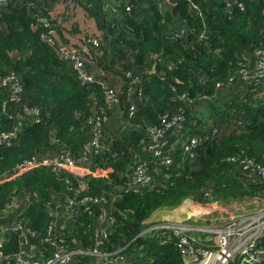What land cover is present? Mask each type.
Segmentation results:
<instances>
[{"label": "trees", "instance_id": "16d2710c", "mask_svg": "<svg viewBox=\"0 0 264 264\" xmlns=\"http://www.w3.org/2000/svg\"><path fill=\"white\" fill-rule=\"evenodd\" d=\"M75 1L94 18L102 38L101 54L85 67L97 81L118 92L123 111L119 117L127 124L120 123L113 134L105 135V149L84 167L91 192L108 191L104 207L117 225L107 247L122 250L125 264H185L175 238L148 230L156 212L193 203L241 200L264 190L257 173L243 171L232 160L238 155L264 160V98L255 91L256 83L242 82L237 74L244 56L264 47V0H240L244 10L233 0ZM62 2L8 0L0 12V80L16 71L25 87V102L41 114L39 119H26L11 146L0 145V174L5 173L0 181V213L22 188L34 193L35 201L20 216L36 233L30 238L33 244L47 235L52 191L60 193L66 185L43 161L22 177L7 170L33 155L48 158L67 148L82 150L90 134L88 119L105 105L103 87L81 81L68 60L41 38L46 29L42 20L50 21L49 12ZM71 31L80 32V22ZM127 71L139 81L132 83ZM240 86L236 92L234 88ZM182 93L190 95L192 103L180 100ZM5 96L0 91V120L5 129H12L14 120L1 111ZM131 102L137 104V113L129 119ZM180 107L186 114L182 131L203 138L195 154L183 153L179 143L174 164L162 169V177H169L163 185L138 192L113 189L126 183L135 162L151 159L141 151L143 124L159 123L161 115ZM9 108L23 115L19 104ZM5 219L0 218V230ZM90 222L82 214L74 224V232L86 246L90 242L85 225ZM259 245L264 246V236ZM18 249L17 234H9L5 252Z\"/></svg>", "mask_w": 264, "mask_h": 264}, {"label": "built area", "instance_id": "2783aa9c", "mask_svg": "<svg viewBox=\"0 0 264 264\" xmlns=\"http://www.w3.org/2000/svg\"><path fill=\"white\" fill-rule=\"evenodd\" d=\"M7 2L8 0H0V12ZM233 3L244 10L242 1L233 0ZM49 13L51 20H42L46 29L41 33V38L55 47L61 58L68 60L81 81L98 82L103 87L105 105L88 119L90 134L82 150L74 152L67 148L63 153L48 158L33 155L7 170L15 177H22L25 171L31 170L40 161L46 163L48 171L66 185V190H61L60 193L52 191L58 194L66 216L59 217L49 204L48 212L52 219L47 228V235L44 240L33 244L30 238L36 233L21 221L20 216L35 201L36 195L22 188L11 201L9 212L0 213V218H6L0 230V264H125L126 256L122 254V250L109 251L106 244L117 225L115 217L104 207L108 201V191L103 190L101 194L92 193L88 184L89 177L86 176L87 170L84 168H88L93 157L105 149L103 138L108 135L106 126L112 120L113 113L121 115L123 112L120 110L118 92L97 81L94 73L85 67L88 61L101 54L100 31L94 18L75 0H63ZM77 22H80L81 31L75 33L71 30L72 25ZM33 27L36 29L38 26ZM204 36L205 32L201 34V37ZM126 73L132 83L139 81L132 71ZM237 74L242 82L256 83L255 91H259V98H264V47L257 48L252 55L244 56ZM229 81L233 83L234 79ZM240 89L241 86L234 88L236 92ZM0 91L6 93L2 99L1 111L14 120L12 129H5L0 120V145L11 146L19 138L26 119H39L41 114L37 107H29L25 102V87L16 71H10L0 80ZM178 98L186 103H192L193 100L187 93L179 94ZM12 103L19 104L18 111L22 116H17L15 111L9 108ZM114 108L116 111L111 112ZM136 113L137 104L131 102L129 119L134 118ZM185 120L186 114L180 107L173 114L166 112L161 115L159 123L143 124L141 129L145 137L141 140V151L149 154L151 159L135 162L131 166L126 183L117 184L113 189L122 188L128 192H138L163 185L169 177L168 174L162 177V169L174 164L177 145L180 143L183 153L195 154L196 148L203 140L198 135H185L180 128ZM122 121L126 122L123 118ZM126 125L124 123L125 127ZM174 130L178 133L173 134ZM174 135H177V138L172 140ZM232 160L238 162L243 171L257 173L264 182V160L256 161L254 158L240 155ZM61 170H65V173H61ZM4 176L5 173L0 174V181ZM206 195L210 197V192H206ZM98 206L101 207L99 211L96 209ZM228 213L226 221L219 225L215 224L216 218L205 219L208 223L204 226L193 225L187 218L184 221L156 222L151 224L148 230L159 231L164 238H175V245L185 264H261L264 259L259 256L264 254V246L259 245V242L264 236V205L252 212ZM82 214H87L91 219L90 224L85 225L88 230L86 232L89 233V246L74 232L76 218ZM12 233L18 236L19 249L6 253L5 244ZM83 255L90 259L81 261L79 256Z\"/></svg>", "mask_w": 264, "mask_h": 264}, {"label": "crops", "instance_id": "0c3cea01", "mask_svg": "<svg viewBox=\"0 0 264 264\" xmlns=\"http://www.w3.org/2000/svg\"><path fill=\"white\" fill-rule=\"evenodd\" d=\"M74 35V34H73ZM75 36H78V34H75ZM119 113H113L112 120L107 124L106 129H107V134L111 135L115 131L116 126H118L120 123H126L122 121V118L119 117ZM30 119H33L32 117ZM61 173H65V170H61ZM252 203L254 206H251ZM51 206L54 208V212L59 217H65L66 213L61 205V202L59 200L58 194H53V199L50 201ZM197 204V203H193ZM193 204H188L185 206H180L176 209H165V210H160L159 212H156L155 217L151 220L152 222H161V221H183L181 219V216L187 215L188 210L193 206ZM207 203L203 204H198V205H205ZM208 207H214L216 211L218 210V213L220 215H227L229 214L228 212H252L255 211L258 207H261L264 205V190H262L259 195L253 196V197H248L245 199L241 200H229V201H219V202H209ZM231 206V207H230ZM10 207L8 206L7 209L5 210L6 212H9ZM226 208H229L226 209ZM231 209V210H230ZM189 216L188 218H190ZM186 219V217H185Z\"/></svg>", "mask_w": 264, "mask_h": 264}, {"label": "rangeland", "instance_id": "374dc122", "mask_svg": "<svg viewBox=\"0 0 264 264\" xmlns=\"http://www.w3.org/2000/svg\"><path fill=\"white\" fill-rule=\"evenodd\" d=\"M211 203V202H210ZM208 203L205 205H198V204H193V206H191V208L188 210V214L187 215H183L181 216V219L187 220V218L189 216H191L188 219V222L193 224V225H202L204 226L205 224H207L208 222H205V219L208 218H213L215 219V224L219 225V224H223L224 221H226V217L228 215H220V213H218V210L216 211V209L214 207H208ZM251 206H254V204L252 203ZM231 207V206H230ZM229 210V208H226ZM231 210V209H230ZM186 217V219H185Z\"/></svg>", "mask_w": 264, "mask_h": 264}, {"label": "water", "instance_id": "95a60500", "mask_svg": "<svg viewBox=\"0 0 264 264\" xmlns=\"http://www.w3.org/2000/svg\"><path fill=\"white\" fill-rule=\"evenodd\" d=\"M259 257H261L262 259H264V254L263 255H260Z\"/></svg>", "mask_w": 264, "mask_h": 264}]
</instances>
